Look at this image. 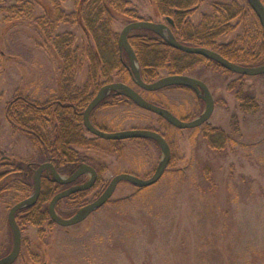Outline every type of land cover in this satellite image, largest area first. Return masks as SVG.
<instances>
[{
  "label": "rangeland",
  "instance_id": "374dc122",
  "mask_svg": "<svg viewBox=\"0 0 264 264\" xmlns=\"http://www.w3.org/2000/svg\"><path fill=\"white\" fill-rule=\"evenodd\" d=\"M129 1L144 20L167 23L155 14L150 0ZM10 2L14 0L6 5ZM232 3L248 14L243 23L233 21L218 42L230 43L242 34L259 51L263 31L246 0H202L191 20L199 24L204 14ZM64 8L75 11V0L65 1ZM35 9L36 15L46 12L40 6ZM4 15L0 14V157L14 155L32 161L34 167L41 160L39 152L27 135L11 128L5 116L7 103L18 94L38 102L59 96L65 60L54 41L71 33L72 48L81 51L93 41L79 23L62 22L53 28L32 18L4 21ZM130 22L118 18L112 29L119 36ZM80 59L82 63L74 67L80 68L75 83L83 91L90 62L84 56ZM205 64L204 60L186 71L205 81L216 101L202 126L173 127L130 101L100 108L92 118L109 132L145 128L164 134L172 159L161 179L143 189L120 182L109 202L78 224L47 222L42 231L28 224L14 264H264V74L240 75L217 67L214 71ZM168 74L163 68L158 75ZM112 80H119L115 73ZM142 94L155 100L147 92ZM157 96L164 106H175L174 115L182 119L198 117L204 108L188 89L169 87ZM81 138L95 136L84 128ZM98 139L101 149L78 147L92 159L86 163L103 169L101 185L89 189L88 203L119 173L149 178L162 157L160 146L151 139L120 141L123 155L105 149L110 142ZM88 178L84 175L79 183ZM6 202L10 197L5 192L0 195V258L13 247ZM61 203L59 215L72 217L74 209Z\"/></svg>",
  "mask_w": 264,
  "mask_h": 264
},
{
  "label": "trees",
  "instance_id": "16d2710c",
  "mask_svg": "<svg viewBox=\"0 0 264 264\" xmlns=\"http://www.w3.org/2000/svg\"><path fill=\"white\" fill-rule=\"evenodd\" d=\"M65 1L67 0H14L13 3L6 5L7 0H0V14H5L4 21L10 19L21 21L24 18H32L36 23H50L53 28L62 22L79 23L93 41L85 50L81 48L83 50L81 51L80 48H72L73 34L66 33L58 36L54 43L61 50L65 60L60 95L46 102H38L28 96L18 94L7 103L5 109V116L11 128L15 132L27 135L33 148L44 157L45 161L53 163L60 173L69 174L80 164L90 161L87 155L83 156L79 151V146L93 150L101 149L98 138L86 141L81 138L84 127L83 112L96 91L104 83L111 82L116 72L120 80L126 83L130 80L126 69L129 61L127 56L122 55L119 50L118 36L112 29V24L118 18H125L128 21L144 20V18L130 6L129 0H75L77 9L69 13L64 8ZM201 1L150 0L158 17L165 18V20L170 18L173 21V32L180 42L195 47L216 49L224 57L240 65L263 64L264 39L259 51H256L254 45L245 42L248 37L246 35L243 37L242 34L230 43L218 42V37L228 30L233 21L243 23L242 7L238 3L227 4L224 7L216 6L215 13L204 14L199 24H194L191 15L197 10ZM261 1L264 3V0ZM247 4L253 12L250 4L248 2ZM36 6L45 8L46 12L36 15ZM255 16L259 22L257 15ZM129 41L137 54L141 66V77L145 82L157 80L160 69L168 68L175 73H182L183 70L193 69L205 60L199 55L173 49L161 42L150 30L138 29L131 32ZM64 46L67 48L63 49ZM80 56L88 58L90 62L87 86L85 85L83 91H80L81 89L75 83V72L80 68L74 67L82 63ZM90 86H94V90H90ZM88 89L90 92L87 91ZM151 95L154 96V93ZM103 105L108 106L107 103ZM166 107L172 111L176 110L173 105ZM220 135L222 136V132L218 136ZM108 142L110 145L105 149L123 155L120 142ZM98 172L99 180L92 189L101 185L103 169H98ZM50 188L53 189L51 194L48 193ZM60 188L59 184L49 182L44 178L43 191L38 203L42 205L40 214L38 213L37 216L32 214L30 218V224L38 226L41 231L43 224L46 225L48 222V213H44L47 211L48 201ZM90 190L76 192L67 198L65 203L74 211L81 209L88 204L86 197Z\"/></svg>",
  "mask_w": 264,
  "mask_h": 264
},
{
  "label": "water",
  "instance_id": "95a60500",
  "mask_svg": "<svg viewBox=\"0 0 264 264\" xmlns=\"http://www.w3.org/2000/svg\"><path fill=\"white\" fill-rule=\"evenodd\" d=\"M247 1L254 10L255 14L257 15L259 22L264 30V3L261 0ZM167 21L168 23H173L170 18H168ZM138 29L150 30L160 35L169 43V45H171L175 49L181 50L188 54L201 55L208 59L214 60L233 73L247 76H258L264 74V63L258 66H244L228 60L220 53L209 48L188 46L180 43L175 38L170 27L166 24L149 20H138L128 23L119 34L118 44L120 49L124 50L128 55L134 82L139 87L150 92L158 91L160 89L170 86H188L194 88L198 92L202 90L204 93L203 98L206 102V106L203 113L192 120H184L174 115L170 110L149 102L134 88H132L126 83L113 82L103 86L99 90L98 94L88 104L84 111L83 122L85 128L90 133L105 140L121 141L129 139H151L156 141L160 146L162 157L153 175H151L149 178H140L131 173H119L111 179L108 186L99 197L82 207L72 217L64 218L60 216L55 210L57 202L77 191H87L91 189L95 185L97 179V171L94 167L84 163L71 176L65 177L56 171L52 163L46 162L41 164L35 172L34 193L25 201L15 205L9 213L8 220L13 231V247L9 254L0 258V264H14V262L18 259L21 253L22 234L15 219V212L22 206H25L27 204L32 205L37 201L41 190V175L44 169H48L52 173L54 180L62 184H69L71 182H74L78 177H80L84 173L90 174V178L87 182L66 189L56 194L51 200L49 205L50 217L55 223L61 226H71L85 220L92 212L106 204L112 198L118 184L122 181H128L136 187L145 188L157 183L163 176L165 170L168 168L171 162L172 152L168 141L161 133L155 130L145 128H133L116 132H107L98 129L91 122L90 113L92 112V110H94L96 106L99 105L102 100L106 98V96L110 92H117L126 96L128 99L136 103L140 108L155 113L159 117L166 120L170 125L179 129L197 128L206 123L212 116L215 108L214 99L207 84L203 81L187 75L165 76L151 83H147L142 79L140 73V66L135 51L129 41V34Z\"/></svg>",
  "mask_w": 264,
  "mask_h": 264
},
{
  "label": "flooded vegetation",
  "instance_id": "af4514ba",
  "mask_svg": "<svg viewBox=\"0 0 264 264\" xmlns=\"http://www.w3.org/2000/svg\"><path fill=\"white\" fill-rule=\"evenodd\" d=\"M239 5V4H238ZM240 6V5H239ZM242 7V6H241ZM253 10V9H252ZM253 12H254V10H253ZM255 13V12H254ZM246 14H248V11L247 10H244L243 9V16H246ZM256 15V14H255ZM166 22H167V20H166ZM160 23V22H159ZM163 24H166L167 26H169L170 27V29L172 30V33L174 34V32H173V30H174V23H163ZM260 24V23H259ZM235 25H238V23H235ZM260 26H261V24H260ZM264 31V30H263ZM154 33V32H153ZM156 34V33H155ZM157 35V37L161 40V42H163V43H165V44H168L169 45V43L165 40V39H163L160 35H158V34H156ZM175 36V35H174ZM176 38V37H175ZM177 39V38H176ZM178 40V39H177ZM179 41V40H178ZM180 42V41H179ZM180 43H182V42H180ZM182 44H184V43H182ZM221 44H227V43H221ZM184 45H186V44H184ZM119 46V45H118ZM169 46H171V45H169ZM188 46H191V45H188ZM172 47V46H171ZM197 47V46H196ZM173 49H175L174 47H172ZM207 48V47H206ZM134 49V48H133ZM209 49H211V48H209ZM119 50H120V52H121V54L122 55H126L127 56V58H128V55H127V53L124 51V50H121L120 49V47H119ZM176 50H178V49H176ZM211 50H214V51H216V52H218V53H220V51H218V50H216V49H211ZM135 51V50H134ZM179 51H181V50H179ZM181 52H183V51H181ZM185 53V52H184ZM135 54H136V52H135ZM188 54V53H187ZM221 54V53H220ZM193 55H195V54H193ZM222 55V54H221ZM199 56H201V55H199ZM223 56V55H222ZM136 57H137V54H136ZM201 57H203L204 59H205V61H206V67H211V68H213V70L214 71H217L216 70V67L217 68H221V69H224V70H226V71H229L228 69H226V68H224L221 64H219L218 62H216V61H214V60H211V59H208V58H206V57H204V56H201ZM226 58V57H225ZM137 60H138V57H137ZM128 61H129V65L127 66V71H128V73H129V75H130V80H129V82L128 83H126V82H124V81H122V80H120L119 78V80L118 81H114V80H112L111 82H107V83H104L103 85H101L100 87H99V89L96 91V93H95V95L93 96V98L98 94V92H99V90L103 87V86H105V85H107V84H110V83H113V82H123V83H126V84H128L129 86H131L132 88H134L140 95H142L146 100H148L149 102H151V103H153V104H156V105H158V106H161V107H163V108H166V109H168V110H170L168 107H166V106H164V104H163V102H162V100L157 96V93L159 92V91H161L162 89H160V90H158V91H154V92H150V91H147V90H145V89H143V88H141V87H139L135 82H134V80H133V76H132V70H131V64H130V60H129V58H128ZM138 63H139V66H140V62H139V60H138ZM172 63H174V62H172ZM200 64H202V62L201 63H199L198 65H200ZM164 69H167V70H169V74L167 75V76H170V75H187V73H186V71L185 70H183V72L182 73H175L174 71H171L170 69H168V68H164ZM86 71H87V76H89V69H86ZM160 71V70H159ZM231 72V71H230ZM140 73H141V66H140ZM233 73V72H232ZM116 75L118 74V72H116L115 73ZM158 74H159V72H158ZM187 76H190V75H187ZM190 77H193V76H190ZM160 78H162V77H159L158 79H160ZM194 78H196V77H194ZM157 79V80H158ZM196 79H198V78H196ZM199 80H201V79H199ZM156 81V80H155ZM201 81H203V80H201ZM130 82L132 83V84H130ZM154 82V81H153ZM204 83H206L205 81H203ZM147 83H151V82H147ZM208 86V85H207ZM137 87L139 88V89H137ZM170 87H178V88H184V89H188L189 91H191V93L192 94H194V96H195V99L197 100V102L199 103V104H202V106L204 107L203 108V110H202V112L199 114V115H201L202 113H203V111H204V109H205V106H206V102H205V100H204V93H203V91L201 90L200 92H198L197 90H195L194 88H192V87H188V86H170ZM166 88H169V87H166ZM209 88V87H208ZM163 89H165V88H163ZM140 90H142V91H144V92H147L148 94H151V93H154V96L152 97V98H154L155 100H152V99H149L148 97H146L145 95H143L142 94V91H140ZM210 90V89H209ZM211 92V91H210ZM212 94V93H211ZM119 96V97H118ZM156 97H158V99H156ZM212 97H213V95H212ZM213 99H214V103L216 102L215 101V98L213 97ZM126 101H130V102H132V103H134L132 100H130V99H128L126 96H124V95H122V94H119V93H117V92H110L107 96H106V98L104 99V100H102L100 103H99V105L98 106H96L95 108H94V110H92V112L90 113V119H91V122L93 123V125L94 126H96L98 129H100V130H103V131H108V129L106 128V127H104V126H101V125H99L98 123H96V122H94V120H92V118H94V113H95V111L96 110H98V109H100V108H110V107H116V106H119V105H121V104H123L124 102H126ZM104 103H107V105L108 106H106V105H103ZM134 104H136V103H134ZM140 108V107H139ZM85 111V110H84ZM173 114H174V111H172V110H170ZM161 120H163L164 122H166V123H168L166 120H164L163 118H161V117H159ZM83 119H84V112H83ZM182 119V118H181ZM184 120H187V116H185V118H184ZM84 124V123H83ZM169 124V123H168ZM170 125V124H169ZM172 126V125H171ZM85 128V126L82 128V130ZM85 130H87L86 128H85ZM88 131V130H87ZM109 132V131H108ZM92 134V133H91ZM162 134V133H161ZM94 135V134H93ZM163 136H164V134H162ZM95 136V135H94ZM165 137V136H164ZM95 138H98V137H96L95 136ZM166 139V138H165ZM167 140V139H166ZM115 142H120V141H115ZM2 154H3V151L1 152ZM40 155V154H39ZM40 158H41V160L40 161H38V162H34V167H32V161H26L25 159H17L14 155L12 156V155H2L1 157H0V170L2 169L3 171H1L0 172V195L1 194H3V193H5L6 192V196H9L10 197V202H6L7 203V205H8V207H9V213H10V211H11V209L15 206V205H17V204H19V203H21V202H23V201H25L26 199H28L33 193H34V190H35V172H36V170L38 169V167L41 165V164H43V163H46V162H49V161H45V159H44V157H42V155H40L39 156ZM91 159V158H90ZM92 160V159H91ZM88 163H91L90 161H87ZM49 163H51V162H49ZM84 163H86V162H84ZM84 163H82V164H84ZM88 163H86V164H88ZM53 164V163H52ZM82 164H80L78 167H76V169L74 170V171H72L71 173H69V174H62V173H60L57 169H56V167H55V169H56V171L58 172V173H60L61 175H67L66 177H69V176H71ZM54 165V164H53ZM90 165V164H89ZM91 166V165H90ZM93 167V166H92ZM98 167H95V169H96V171H97V179H96V182L99 180V172H98V169H97ZM86 174H89V173H84V174H82L80 177H78L74 182H71V183H69V184H62V183H59V182H56L55 180H54V178H53V175H52V173L48 170V169H44L43 171H42V175H41V190H40V194H39V197H38V199H37V201L34 203V204H32V205H30V204H27V205H25V206H22L21 208H19L16 212H15V219H16V222H17V224H18V226H19V228H20V230H21V234H22V243H21V249H22V245H23V232H24V230L28 227L27 225L28 224H30V218H31V216H32V214H34L35 216H37L38 215V213L40 214V211H41V206L42 205H40V204H38L39 203V201H40V198H41V194H42V191H43V180H44V178H46L49 182H54V183H56V184H59L60 186H61V188L59 189V191L57 192V193H55L50 199H49V201H48V205H47V211L45 212L44 211V213L45 214H47L48 213V223L49 224H52V223H54L53 222V220L51 219V217H50V211H49V205H50V202H51V200L53 199V197L56 195V194H58V193H60V192H62V191H64V190H66V189H69V188H72V187H74L75 185H79V184H83V183H85V182H87L88 180H89V178H90V174H89V178L85 181V182H83V183H79V180H80V178H82L84 175H86ZM102 179V178H101ZM96 182H95V184H96ZM104 184H106V183H104ZM109 184V183H108ZM108 184L106 185V187L108 186ZM53 189H51L50 188V190H49V194H51ZM105 190V189H104ZM103 190V191H104ZM77 192H79V191H77ZM76 193V192H75ZM75 193H72V194H70L68 197H65V198H63V199H61L60 201H58L57 202V204H56V206H55V210H56V212L59 214V209H60V202L62 201H64V202H66L65 200L67 199V198H69L71 195H73V194H75ZM4 204V203H3ZM45 208V207H44ZM78 211V210H77ZM77 211H75V213L77 212ZM9 213H8V217H9ZM8 224H9V220H8ZM9 227H10V229H11V232H12V236H13V231H12V228H11V226H10V224H9ZM43 227V229L42 230H44V225L42 226Z\"/></svg>",
  "mask_w": 264,
  "mask_h": 264
}]
</instances>
